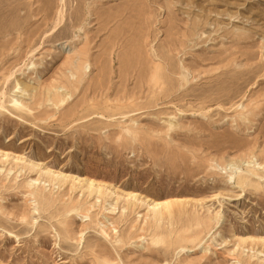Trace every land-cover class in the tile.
I'll list each match as a JSON object with an SVG mask.
<instances>
[{"label": "rangeland", "instance_id": "1", "mask_svg": "<svg viewBox=\"0 0 264 264\" xmlns=\"http://www.w3.org/2000/svg\"><path fill=\"white\" fill-rule=\"evenodd\" d=\"M0 106V264H264V0H0Z\"/></svg>", "mask_w": 264, "mask_h": 264}, {"label": "bare ground", "instance_id": "2", "mask_svg": "<svg viewBox=\"0 0 264 264\" xmlns=\"http://www.w3.org/2000/svg\"><path fill=\"white\" fill-rule=\"evenodd\" d=\"M63 2V1H62ZM58 26V25H57ZM56 30V29H55ZM63 44H65V43H63ZM63 44H60L59 45V47H58V49H61L62 48V46H63ZM66 96V95H65ZM2 109V106H0V110ZM9 156L10 155H8V154H2L0 157L1 158H4L5 160L6 159H8L9 158ZM19 159V158H18ZM16 161V160H15ZM33 166V165H32ZM33 167H37V166H33ZM248 172V171H247ZM239 173V172H238ZM249 173V175L250 176H252V177H257V179H263L262 177H260L257 173H255V172H253V171H249L248 172ZM47 174H49V173H47ZM235 177V176H234ZM83 182H85V184H84V186L86 185V187H87V189L89 190V189H91V187L93 186H95L94 185V182L93 181H91L90 179H85V180H83ZM99 186V185H98ZM92 187V188H93ZM100 187V186H99ZM103 188V187H102ZM107 189V188H106ZM87 190V191H88ZM90 192V194L89 195H91L92 194V191H89ZM131 197H134V195H130ZM142 200V199H141ZM152 207H154L155 209L156 208H162V207H169V204L168 203H165V204H155V202H153L152 204H150ZM181 251H183V250H181Z\"/></svg>", "mask_w": 264, "mask_h": 264}]
</instances>
